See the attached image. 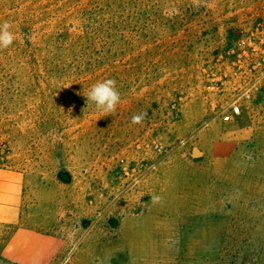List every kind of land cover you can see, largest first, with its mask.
Returning <instances> with one entry per match:
<instances>
[{"label":"rangeland","instance_id":"374dc122","mask_svg":"<svg viewBox=\"0 0 264 264\" xmlns=\"http://www.w3.org/2000/svg\"><path fill=\"white\" fill-rule=\"evenodd\" d=\"M263 6L0 0V264H264V78L231 77ZM107 78L101 117L84 94Z\"/></svg>","mask_w":264,"mask_h":264},{"label":"clouds","instance_id":"9594fccd","mask_svg":"<svg viewBox=\"0 0 264 264\" xmlns=\"http://www.w3.org/2000/svg\"><path fill=\"white\" fill-rule=\"evenodd\" d=\"M199 6V0H194ZM12 25L8 21L0 22V51L12 46L16 39L15 33L11 30ZM87 98V104L91 102L101 113V117L113 116L121 103V93L118 90L115 79L107 78L93 84L84 94ZM146 113H139L132 117L133 123H141ZM153 204H159L162 201L160 195L151 196Z\"/></svg>","mask_w":264,"mask_h":264},{"label":"built area","instance_id":"2783aa9c","mask_svg":"<svg viewBox=\"0 0 264 264\" xmlns=\"http://www.w3.org/2000/svg\"><path fill=\"white\" fill-rule=\"evenodd\" d=\"M262 14H263V23L261 26V32L258 36V39L255 42H250L248 46L249 52L252 53L253 61L249 53H247L246 51H242L240 54L236 55L237 61L235 59L231 63L233 66L232 68L233 72L231 73L232 78H236L238 76V71H240L239 68L237 71L235 69V66L237 64H241L242 66L244 65L252 66L254 69L250 71H255V70L260 71L258 75H255L254 83H258V81L264 78V6H263ZM228 69H229V66H227L223 72L224 78L228 77V72L226 71ZM222 80L223 78L218 80V82L222 83ZM253 85L245 89H240L238 94L235 97H233L230 101H228L225 105H223L219 109V115L222 121L230 122L242 114L243 102L245 103L251 99L252 89L254 88Z\"/></svg>","mask_w":264,"mask_h":264},{"label":"bare ground","instance_id":"6f19581e","mask_svg":"<svg viewBox=\"0 0 264 264\" xmlns=\"http://www.w3.org/2000/svg\"><path fill=\"white\" fill-rule=\"evenodd\" d=\"M195 153L198 154L197 151H195Z\"/></svg>","mask_w":264,"mask_h":264}]
</instances>
